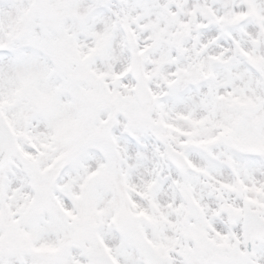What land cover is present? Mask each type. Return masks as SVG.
<instances>
[{"label": "snow or ice", "instance_id": "obj_1", "mask_svg": "<svg viewBox=\"0 0 264 264\" xmlns=\"http://www.w3.org/2000/svg\"><path fill=\"white\" fill-rule=\"evenodd\" d=\"M0 264H264V0H0Z\"/></svg>", "mask_w": 264, "mask_h": 264}]
</instances>
